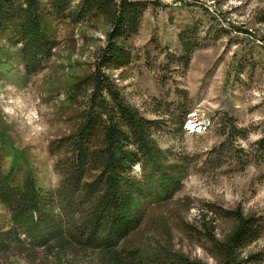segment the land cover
<instances>
[{
	"label": "trees",
	"instance_id": "trees-1",
	"mask_svg": "<svg viewBox=\"0 0 264 264\" xmlns=\"http://www.w3.org/2000/svg\"><path fill=\"white\" fill-rule=\"evenodd\" d=\"M147 8L143 0H0V53L12 48L27 74L45 70L62 28L74 38L78 26L107 27L91 69L66 90L63 106L75 110L68 133L51 143L64 167L54 191L37 184L0 131V203L10 216L0 226V264H205L182 252L184 241L216 264L253 262L247 249L263 232L260 221L207 207L188 221L192 205L176 197L185 163L161 149V122L130 105L111 75L132 62ZM7 155L13 161L4 166Z\"/></svg>",
	"mask_w": 264,
	"mask_h": 264
},
{
	"label": "rangeland",
	"instance_id": "rangeland-1",
	"mask_svg": "<svg viewBox=\"0 0 264 264\" xmlns=\"http://www.w3.org/2000/svg\"><path fill=\"white\" fill-rule=\"evenodd\" d=\"M143 1L148 8L131 41L133 60L111 75L130 105L161 122V149L185 163L176 197L192 205L187 220L205 207L253 214L263 232L247 249L254 255L249 264H264V0ZM106 30L78 26L70 38L62 28L45 70L30 74L12 48L0 53V135L45 191L62 180L61 150L51 143L72 125L75 107L63 106L67 87L91 69ZM12 161L8 156L4 166ZM133 173L140 174L138 165ZM9 222L0 203V226ZM219 229L226 233L229 225ZM182 252L216 264L197 245L184 241Z\"/></svg>",
	"mask_w": 264,
	"mask_h": 264
}]
</instances>
